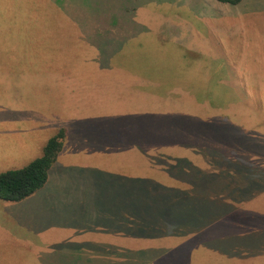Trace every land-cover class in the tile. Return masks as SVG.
Instances as JSON below:
<instances>
[{
	"label": "rangeland",
	"instance_id": "obj_1",
	"mask_svg": "<svg viewBox=\"0 0 264 264\" xmlns=\"http://www.w3.org/2000/svg\"><path fill=\"white\" fill-rule=\"evenodd\" d=\"M98 1L95 2V7H108L109 0ZM145 1L147 0H136V4L140 5ZM154 1L150 0L129 13L111 10L107 15L96 12L97 14L91 16L80 2L69 0V10L59 13L63 18L82 21L87 41H92L94 28L95 32H100L98 38L95 33L94 41L112 43L113 47L107 44L101 46L106 50L112 48V51H117V62L121 57H125L136 70L157 76L161 82L151 83H159L160 87H164V92L156 93L160 95L159 98L146 94L148 92L145 90L132 91L127 82L129 77L116 72L108 82L88 84L86 88L79 87L76 81L62 83V88L73 86L82 89L80 94L84 96L83 100L71 101L66 91L63 96V89L61 93L56 89L61 88L57 85L58 75L40 76L41 79L37 80L34 76H27L24 70L31 67L35 70L40 68L41 64L46 65V68L50 66L52 70L63 65L66 77L67 71L74 69L67 59L69 55L74 56L73 53L67 54L75 47L74 39L62 40L61 36L53 34L50 39L44 38L42 42H38L41 40H38L37 35L36 38H28L32 28L9 26V18L16 17V12L0 10V79L2 73L6 78L5 83L0 81V173L20 169L22 165L24 167L29 164L30 159L38 152L42 153L40 146L67 123L74 131L70 129L67 132L69 137L62 157V170H66V162L74 169L85 171L74 175L68 170L61 175V179L49 181L39 192L42 196L37 199L29 197L15 205H3L0 202V264H41L43 257L40 253L62 250L67 251L64 257L66 261L79 254L86 258H77L78 260L103 264L96 259L94 262L93 256L112 254L114 258L108 264H131L130 261L134 257L131 254L146 252L144 249L150 246L157 250L163 246V242L164 245L173 243V240L164 238L162 243L158 244L151 240L155 238L146 235L148 229H140L146 230V234L139 235L133 225L129 226V217L136 220V226L138 221L152 214L162 215L160 205L151 210L146 202V193H142L147 189L148 183L154 182L144 174L151 168L156 170L151 173L154 176L160 168L157 163L162 157L170 165L178 159V146L185 139H181L183 130L184 137L187 136L189 128L197 138L200 137L189 149H214L212 138L217 136L210 129L202 133L194 126H187L183 120L188 116L184 113H199L201 109L207 108L208 102L220 103L222 98L228 101L229 98L237 100L242 96L235 95L234 91L214 90L218 88L216 83L221 80L220 77L229 76L214 74L208 77L203 74L207 67L221 63V49L216 53L206 50L203 39L192 40L187 31L180 32L178 21L199 18H220L224 22L236 20L243 27L234 24L244 29V34L234 37L231 35L229 40H224L225 44L231 43L232 53L236 56L243 53L245 42L258 46L257 53L263 58L264 44L258 41L264 39V24L255 21L264 20V11L256 10L251 4L257 0H246L235 6L215 0H163L159 3ZM259 2L264 4V0ZM128 8L131 9L132 6L129 5ZM55 12L47 13L46 17L56 18ZM114 15L119 19L112 24L109 21ZM21 17L29 18L26 13H21ZM53 29L55 28H52L55 32ZM134 34L139 37L134 39ZM12 39L20 40V45L33 42L32 52H27V55L21 52V57L16 54L12 58L9 50L1 49L6 44L4 41L9 43ZM126 43L129 45L118 51ZM214 46L212 44V47ZM207 47L209 49L208 45ZM129 52L136 55L132 58ZM209 52L213 53V59L208 58ZM42 53L45 56L41 55ZM242 61L241 55L240 62L243 66L248 67L249 62L253 65L254 53L251 59ZM75 65L78 66L77 70L81 69L82 72V68L86 66L82 59H78ZM12 69L15 70L14 73L11 72ZM186 77L198 87L205 85L204 80L211 83L206 84L207 90L196 89L193 85L190 86L192 89L174 90V87L184 88L189 85L181 83ZM251 78V75L247 76V79ZM165 87L174 91L166 90ZM161 96L167 100H163ZM169 97L173 101H170ZM73 104L77 107L72 106ZM200 105L205 107H199ZM61 114H65L66 119L61 118ZM259 117H262L261 113ZM69 119L72 123L67 122ZM81 126L85 128L89 141L95 136L99 142L95 144L82 140L76 130ZM213 127L215 130L216 126ZM113 136L121 138L116 139ZM104 137L109 138L110 144L103 143ZM252 141L244 147L242 142L236 139H233V144L221 140L217 147L219 156L221 155L217 163L231 159L233 167L241 169L245 159L250 156L251 161H255L254 164L257 165L250 164L247 168L252 177L254 174L258 177L257 182L252 183L253 186H258H249L247 189H261L258 192L261 194H252V198L244 200L251 202L245 206L243 212L223 215L228 219L226 223L231 224V229L226 227L224 230L222 222H212L203 231L200 243L195 242L193 237L182 236L186 239L182 245L161 249L162 255H155L150 263L145 264H264V212L256 214L252 202L254 200L255 207L260 205L264 211V134H254ZM102 145L118 147L111 152L112 146L101 149ZM256 151L259 155L255 154L253 158L252 155ZM133 154L136 159L131 158ZM124 155L132 163H122ZM74 162L80 163V166H74ZM83 162L92 167H81ZM131 166L136 167L131 170L133 176L125 175L129 174ZM117 179L125 186L118 187ZM124 187L127 189L123 193ZM158 196L159 194H154L152 198L159 204ZM174 214L180 215L179 206ZM117 215L120 216L121 223V217L126 218V222H123L126 223L125 226L114 224ZM201 217L208 221L215 218L204 215ZM173 236L181 239L178 233ZM85 253L92 255L87 258ZM129 255L131 257L126 258ZM56 256L60 258V255ZM120 260L121 262H118ZM147 260L148 258L143 256L136 258L137 263Z\"/></svg>",
	"mask_w": 264,
	"mask_h": 264
},
{
	"label": "crops",
	"instance_id": "obj_2",
	"mask_svg": "<svg viewBox=\"0 0 264 264\" xmlns=\"http://www.w3.org/2000/svg\"><path fill=\"white\" fill-rule=\"evenodd\" d=\"M46 0H0V10L3 11H9V12H16L17 15L16 17H11L9 18L10 20V24L9 26L11 27H15V26H25V27H29L32 28L31 34L28 38H37L38 42H42V40L45 39H50V36L53 34H56V36L58 37H62V40L65 39H74L75 41V47L73 50H69L67 52L68 53H73L74 56H68L67 59H69L70 64L73 66L74 69H71L69 71H67V76L65 77V73H64V69L63 65L62 66H58L57 68L53 69L50 66L43 65L41 64L40 68H37L35 70H33V67L29 68L28 70H24L25 74H27V76H34L37 78V80H40V76H48V75H58L56 77H58V81H57V85L58 87H61V84L64 82L67 83H74V81H76L75 83L81 87V88H86L88 86V84H99V82L101 81H106L111 79V76L113 73L116 72H121L126 74L129 78L127 79V82L129 84V88L132 91H137V92H141L142 90L147 91L148 93L146 94H150L152 96H155L157 98L160 97V95H157L156 93L158 92H164V87H160L159 83H151V82H161L160 79L153 75V74H149V73H143L140 72L138 70L135 69V67H133L132 63H129L128 59L125 57H121L120 60L117 62L116 61V56L119 54L117 51H112L113 49L110 48L108 50L102 48L101 45H109L111 47H113L112 43H99L98 41L95 42L94 38H95V33L97 34L96 38L99 37L98 34H100V32H95V28L93 29V35L91 36L92 41H87L86 40V30H84L85 25L83 24L82 21L78 20V19H70L69 17H61L63 11H67L69 10V0H51V2H44ZM240 5V4H239ZM56 11V12H55ZM49 12H55L56 14V18H52V17H46ZM60 12V13H59ZM21 13H26L28 14L29 18L27 19H22L21 17ZM184 21V20H183ZM260 22H256L255 23H261L264 24V20H259ZM262 21V22H261ZM238 24L236 22V20L233 22L231 20H229V22H224L222 19L220 18H199V19H188V21H178V26H179V30L180 32H184L187 31L190 38L192 40H195L197 38L203 39L204 41H202L203 44H205L206 50L211 51L213 53H216V51L219 50L220 52H222L223 56H219L221 63L217 64V65H213L211 68L206 69L205 76H214V74H219L220 76H229L227 78H223L220 77L221 80H219L216 83V86H218V88H214V90H221V91H234L236 92L235 95H242L240 98H238L237 100H230V98L227 100H223V98L221 99L220 103H211L208 102V106H206L207 108L205 109H201L199 111V113H184L188 116V118H185L183 120V122H185L190 126H194L196 127L199 131H206L207 129H210L213 133H214V127H213V121L215 120V118H226L234 127L241 129L244 132H248V133H252L253 135L256 133H260V134H264V57L262 58L261 56L258 55L257 50H258V46H251L250 44H248L247 42L244 43L243 45V53L239 54L236 56L233 55L234 53H232V49L233 46L231 45V43H226L225 44V39H228L234 36H239V34H241L243 36V30L244 29H240L239 26H237L236 24ZM240 25V24H238ZM94 26V25H93ZM187 26V29H186ZM242 26V25H240ZM243 27V26H242ZM52 28H55L53 30H55V32L52 31ZM234 28V29H233ZM243 31V32H242ZM37 32V34H35ZM44 33V34H43ZM137 33V31L135 32V34ZM245 33H247V31H245ZM134 36L132 37H135ZM40 36V38H39ZM139 36L135 37L134 39H137ZM10 38V37H9ZM7 38V39H9ZM244 38V37H243ZM190 39V40H191ZM245 40V39H244ZM6 44L5 46L1 47L2 51H6L9 50L8 53H10L11 57L14 58L16 54L19 55V57H21V55H23L21 52H23L25 55H27V52H32V45L33 42L31 43H25L24 45H20V40L15 39V40H9L8 41H4ZM44 42V41H43ZM47 42V41H46ZM192 42V41H191ZM263 43L264 44V39L258 41V43ZM0 43H2V41H0ZM207 43V44H206ZM212 44H214L215 46L212 47ZM129 44H124L123 47L121 49H116L118 51H122L124 50ZM192 45V43L190 44ZM207 45L209 46V49L207 47ZM193 46V45H192ZM22 48V50H21ZM29 49H31V51H29ZM193 49V48H192ZM254 49V50H253ZM196 50V49H195ZM215 50V51H213ZM130 56L133 58L136 54L134 52H129ZM212 53V54H213ZM254 53V63L253 65L250 64L248 67H245L242 65V63L240 62V57L241 55L243 56V61L248 60V58H252ZM210 52L207 54L208 58H211L212 55ZM1 55V54H0ZM41 55L45 56L44 53H42ZM217 57V56H214ZM65 59V58H63ZM78 59H82V61L86 64V66H84L83 72L85 74H83V72L81 71V69L77 70V67L75 64L77 62ZM213 59V57L211 58ZM15 60V59H14ZM32 66V65H30ZM91 66V67H90ZM208 66V65H207ZM12 73L15 72L14 69L11 70ZM92 73L93 76L92 77ZM114 75V74H113ZM174 75V74H172ZM252 76L253 78L251 79H247V76ZM60 76H62V78H60ZM204 80V78H203ZM1 82L5 83L6 82V78L4 77V74L2 73V79H0ZM141 81H143L144 83H142ZM146 82V83H145ZM181 83H185L189 84L186 85L184 88H180V87H174V90L181 91V90H188V89H192L190 86H194V88H198L200 90H207L208 87L206 86V84L209 85V83L203 82L202 87H198L197 84L192 83L191 80L188 79V77H186V80L182 81ZM180 84V83H179ZM162 86V85H161ZM81 88H74L73 86H68L66 88H56L60 93H61V89H63V96H65V91L67 93V97L71 98V101L73 102H80L83 100V95L80 94L81 92ZM156 88H158L156 90ZM186 88V89H185ZM166 89V87H165ZM211 89H213L211 87ZM166 90L171 91L169 88H167ZM172 90V91H174ZM1 95V94H0ZM171 95H173V93H171ZM161 98L163 100H167L165 97L161 96ZM170 101H173L171 99V97H169ZM74 107H77V105H72ZM199 107H205L204 106H199ZM216 111V112H214ZM260 113L262 114V117H259ZM191 114V116H189ZM31 115V113L29 114ZM65 114H61V118L66 119ZM42 117V116H41ZM43 118V117H42ZM53 119H55L53 117ZM253 121V123H251ZM66 122V121H65ZM69 123H72V121H70V119L67 121ZM212 122V123H211ZM67 126V128H66ZM60 129L64 130V138H63V144H62V149L59 152L56 161L50 166L49 170H48V174H47V180L46 183L44 184V186H46V184L51 180H59L61 179V175L63 173H67L68 170H71L72 173L74 175L81 173V172H85L80 170L79 168L74 169V167H72L71 164H67L66 162H64L66 170L63 171L62 167H63V154L65 153L66 150V144L68 141V137L69 134L67 133L68 131H74V129H72V127H70V124L67 123V125H65L64 127H61L58 129V131ZM77 132L80 134L81 139L84 141H88L90 143H95L97 144L99 141L95 138V136L93 137L92 141H89L87 139V136L85 135V128L78 127L76 128ZM57 131V132H58ZM184 132L185 130H183V134L181 139L185 138L182 141V144L180 143V146H178V154H177V158L178 159H186L188 160L194 167L206 171L208 173H212V172H218V171H224V172H230V174L236 172L235 169L233 167V165L231 164V159L223 162V163H217L218 158L221 156H219L220 152L219 150L214 146L213 143V138H212V144L214 149L211 150H201V151H194L190 146H192L193 142L200 139L197 138L193 133L192 130L189 128L188 129V133L187 136L184 137ZM55 135V134H54ZM253 135L251 137H253ZM208 136V135H207ZM114 138L118 139L121 137H116L113 136ZM187 138H191V140L187 139ZM180 139V140H181ZM109 138L104 137L103 138V143H108ZM48 141V140H47ZM46 141V142H47ZM89 143V144H90ZM46 143H43L40 148H41V152L44 148ZM109 146L112 145H102L101 149L107 148ZM120 146V145H119ZM118 146H112L111 152L113 150H116ZM172 152V151H170ZM168 152V153H170ZM259 155L256 151V153H253V158L254 155ZM42 155V153L38 152L35 157H33L32 159H30V161L39 158ZM118 155V154H117ZM121 156V155H119ZM131 158L136 159L135 155L133 154L131 156ZM161 163L165 166V164H167V160H165V158L162 157V160H160ZM29 162V161H28ZM135 162V161H133ZM169 162V161H168ZM27 163V162H26ZM25 163V164H26ZM122 163L127 164V163H132L130 161V159H127V156L124 155L122 156ZM226 164H231L230 168H226ZM71 165V166H68ZM80 166V163L78 162H74V166ZM160 165V168L157 172H155V175L152 176L151 173L156 171L153 169H149L146 171V173L144 174L145 177L147 178H152V180L154 181L153 183H148L147 184V189L144 190L142 193H146L147 195V199L146 202L150 203L153 202V198L152 195H154L156 192L157 193H164L166 195H171V189L172 190H184V191H191L193 189V187L195 186V184L198 183L197 179L194 178L193 175L190 174L185 176V174H183L182 177L177 178L175 175V177L169 176L165 171H164V166ZM253 166H257L255 164H252ZM25 166V165H24ZM86 167L89 169L92 167V165L87 164L85 162L81 163V167ZM163 166V167H162ZM23 167V165H22ZM64 167V168H65ZM156 167V166H155ZM21 168V167H20ZM136 167L135 166H131L129 168V174H125L127 176H133V173L131 172V170ZM158 168V167H157ZM226 169V170H225ZM228 169V170H227ZM63 172H62V171ZM186 172V171H185ZM81 178V177H80ZM131 178V177H130ZM115 179V178H113ZM222 182H220V185H229L230 180L229 179H222ZM233 183L231 185H244L246 187H249L250 184L245 180V179H237L235 178L234 180H232ZM117 183H118V187L120 186H125L124 184H122L118 179H117ZM212 182H208V185H211ZM44 186L42 188H44ZM165 187V189H161V187ZM153 187H157L156 190L154 191ZM42 188H40L38 191H36L34 194H32L30 196V199H37L38 197H41V193H39ZM127 187H124L122 189L123 193L126 191ZM117 191V190H116ZM116 193V192H115ZM261 193H257L254 192V195H258ZM29 198V197H28ZM27 199V198H26ZM250 198L245 197L243 199H240V201H238V203H236L234 205V207L236 208V210H233V213H238V212H243L242 210L245 208V206L250 203L251 201H244V200H248ZM25 200V199H24ZM162 200L159 202L158 205H162L163 204ZM176 200H171L167 201L169 203H171L173 205V203ZM1 203H3V205H8L7 203H11L13 205L18 204L20 202H6V201H2L0 200ZM244 202V203H242ZM253 204H254V208L253 211L256 214H263L264 211H262L260 205L257 206V208L255 207L256 202L254 200H252ZM243 204V206H242ZM8 213V211H7ZM166 211H163L162 215L159 218H162V220H172V228H174L175 226H178L179 224L176 223L175 219H174V209L172 208V213L170 215H166L165 214ZM229 213V212H228ZM232 214V213H231ZM130 220L128 222H130L129 226L133 225V221L134 219H132V217H129ZM261 218V217H260ZM122 219V223L120 222V216L117 215L115 216V222L114 224H116V226H125L126 223L123 224V222H126V218L124 216L121 217ZM137 220H138V216H137ZM225 220L227 221L228 219L225 218ZM164 224V225H163ZM163 227H166L167 225L165 224V222L162 223ZM170 227V226H169ZM228 227L229 229H231V224H227L225 222V224H223V229L225 230V228ZM174 229H172L173 231ZM136 233H139V231L136 229L135 231ZM170 232H168L169 234ZM203 235V232L200 234H189L187 236L184 235V237H193L195 242H199ZM184 237L181 236V239L178 240L176 239L173 235H164L155 239H151L154 242H158V244L162 243L164 238H169V240H173V243H168L167 245H164L165 242H163V246L159 247L157 250H153V246H150L146 249H144V251L146 252H140L136 255V253L131 254L132 256H134L130 263L131 264H145V263H150L152 261V258L156 255V256H160L163 254V250L165 248H171L172 246L174 247H178L179 245H182L184 243V241L186 240ZM150 240V239H149ZM216 242V241H213ZM200 243V242H199ZM163 249V250H161ZM161 250V251H160ZM67 251H53V252H45V253H40V255L43 257L40 260L41 264H92L89 262H84L83 260H81L82 258H86L84 255H79L76 254L75 256H71L69 261L65 260V255ZM69 254V253H68ZM56 255H60V258H58V256ZM85 255L88 257H90L92 255V253H85ZM69 256V255H68ZM147 257L148 260L147 261H142L141 263H137L136 262V258L137 257ZM131 257L130 255L126 258ZM77 258H81V259H77ZM94 262L95 259L98 260L100 263L103 264H108L109 261H111L114 256L112 254H99V255H94ZM77 259V260H76ZM118 262H121L118 261Z\"/></svg>",
	"mask_w": 264,
	"mask_h": 264
},
{
	"label": "trees",
	"instance_id": "obj_3",
	"mask_svg": "<svg viewBox=\"0 0 264 264\" xmlns=\"http://www.w3.org/2000/svg\"><path fill=\"white\" fill-rule=\"evenodd\" d=\"M71 1L80 2L83 8L87 10L88 15L94 16V14L97 13L100 15H107L108 11L111 10L124 11L127 13L132 10L133 12L136 7L145 5L150 0L140 3V5L136 4V0H109L108 7L106 5V7H103L102 9L94 6L95 2H99L98 0ZM152 1L153 0H151V2ZM161 1L163 0H155L154 2L159 3ZM215 1L222 4L235 6L244 3L246 0ZM251 4L254 5L256 10L264 11V4L260 3L259 0ZM129 5L132 6L131 9L128 8ZM118 6H120L119 9ZM111 19L112 20L109 22L115 24L119 17L114 15ZM213 124L216 126L215 130L213 131L217 136L213 138L215 149L219 147V142L221 140L233 144V139H236L242 142L241 144L244 147L250 145L251 142H253L251 137L253 135L252 133L244 132L241 129L234 127L226 118H215ZM200 132L203 133L204 131ZM63 138L64 130L60 129L46 142L42 151V155L39 158H36L20 169L8 170L0 173V200L6 202H20L42 188L46 183L50 166L56 161V158L62 149ZM254 163L255 161H251V157L249 156L247 159H245L241 169H235L236 172L232 174L229 172L228 174V172L224 171L208 173L194 167L186 159H176L172 165L165 164V166L159 161L157 164L163 165L164 167H162L164 168V171L169 176H176L179 178L182 177L183 174H185V176H190L191 174L197 179L198 183L195 184L191 191L171 189V195L157 192L155 193L159 194L157 199L160 201L165 200L163 201V204L160 205V210L162 213L163 211H166L165 214L170 215L172 213V208L175 212L176 207H180V215H174L176 223L179 224L178 226L172 228V220H162V218H159V215L156 216L152 214L150 217H147L142 221H138L136 226L134 224L136 220H134V228L139 231V235L140 233L146 234V230L140 229H148L149 231L146 234L148 237L158 238L164 235H176V233L181 236L195 233L200 234L209 224L215 221L225 224L226 220L223 215L228 212L235 214L233 213V210H236L234 205L238 203L239 199H243L245 197L252 198L254 192L258 193L261 191V189H247L248 187L244 185H231L233 183L232 180L237 178L245 179L250 184V186L257 187L258 185L253 186L252 183L257 182L258 177L255 174L252 177L251 171H249L247 168L250 164L252 165ZM230 165L231 164H226L225 166L226 168H230ZM222 179H229L231 184L220 185ZM208 182H212V184L208 185ZM160 187L161 189L166 190L165 187ZM156 188L157 187H153L154 191ZM171 200H176L173 205L167 202H171ZM148 204L151 210L156 209L158 205V203L155 201ZM201 215L206 217L215 216V218L213 217V221L203 220ZM163 222H165L167 225L166 227H163ZM172 229L174 230L172 231ZM168 232L170 233L168 234Z\"/></svg>",
	"mask_w": 264,
	"mask_h": 264
}]
</instances>
